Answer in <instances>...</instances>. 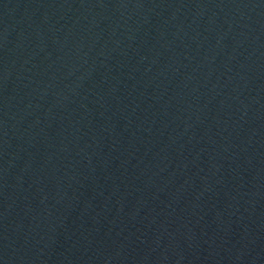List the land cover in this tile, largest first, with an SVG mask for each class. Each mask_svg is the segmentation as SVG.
I'll return each mask as SVG.
<instances>
[{
	"label": "water",
	"instance_id": "95a60500",
	"mask_svg": "<svg viewBox=\"0 0 264 264\" xmlns=\"http://www.w3.org/2000/svg\"><path fill=\"white\" fill-rule=\"evenodd\" d=\"M0 264H264V0H0Z\"/></svg>",
	"mask_w": 264,
	"mask_h": 264
}]
</instances>
